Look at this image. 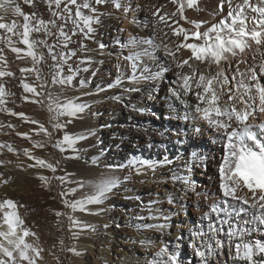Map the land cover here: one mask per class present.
Instances as JSON below:
<instances>
[{"label": "snow or ice", "instance_id": "snow-or-ice-1", "mask_svg": "<svg viewBox=\"0 0 264 264\" xmlns=\"http://www.w3.org/2000/svg\"><path fill=\"white\" fill-rule=\"evenodd\" d=\"M40 3L47 5L48 18H44L39 11L26 13L23 11L17 0H0V10L8 12L11 10L15 15L23 18V23L18 24L15 20L11 23L3 22V16H0V30L4 31V35H0V42L10 47L13 53L21 58V54L31 57L34 65L31 69H21V72H34L38 80L42 83L40 87L43 89L49 83V80L40 75V69L35 65L50 60L52 63L48 65L50 82L53 85H59L61 91L54 97L51 92L46 94L47 108L50 113V126L52 132L44 124L34 119H29L25 113H16L11 109H0L9 112L11 115L18 116L26 122L38 124L39 130L52 140L57 132H63L61 138L55 140L52 147L57 148L63 154L66 150H71V155L62 156L64 160H79L80 156L85 154L78 142L87 143L90 137L96 135L95 130L91 127L87 128L80 134L69 133L68 126L73 123L74 119L79 118L86 110H90V105L80 103L75 97L67 96L66 91L72 90L74 86H78L81 90L91 83L88 77L80 78L81 72H88L89 67H77L69 69V73L64 74V66L68 64L70 57H76L77 52L85 53L91 51L87 48L84 41H92L97 44L99 53L103 54L107 49V45L101 42L97 36V30L102 26V17L104 13L100 8L111 4L116 10H122L124 13L135 12L140 10V5L133 7L130 2H122V0H39ZM25 5L32 8L37 7V0H23ZM177 5L176 12L169 15L164 13L160 15V9L156 8L151 15L156 17L155 23H164L170 29L173 35L183 36L181 43L175 48H170L168 44H157L152 38L137 41L135 37H130V44L140 48L139 51L133 50L124 58L128 61L127 67L131 69L129 80L134 82L157 80L162 78V74L169 71L168 60L175 65V79L170 81L165 99L167 101H179L183 106V115L178 118L183 121H193L191 131H186L189 124L185 123L183 128L178 129V135L185 137L179 139L178 143L185 146V152L188 154V160L184 167L191 172L193 166L203 167L207 169V157L199 151V139L204 135L207 129L215 133L219 139L224 142V155L222 156L217 174L219 178V192L222 194L220 202H213L209 205V210L204 213L208 218V231L204 232L200 229L190 231L192 238L191 247L194 255L200 258L199 264H209V258L221 254L225 248V241L218 238V234L225 232L224 224L228 225L225 235L228 238L229 256L242 258L246 264H264V239H251L249 233L264 232V64L252 66L245 71H241L238 61L237 67L231 78L225 75L223 69L212 74L210 71H199L194 66L195 62L207 63L209 69L214 64L219 66L221 61H228L230 57L243 56L247 49L251 47L250 42H255L257 46L264 45V0H220L218 13L222 15L216 23H209L203 20H188L184 15L185 7L198 9V0H172ZM225 4L227 5V13L223 15ZM249 10L252 15H249ZM187 20L194 25V30H188L180 26L178 20ZM167 18V19H166ZM172 19L176 27L168 25V20ZM132 23H136L133 16ZM203 26V30L202 29ZM123 31V29H120ZM71 33V34H70ZM33 34L42 35L43 38H32ZM78 36L77 41L79 48H73L65 51L68 46L73 43V37ZM13 37H16L25 48L16 47ZM49 37L53 40L50 43ZM193 42H188L189 39ZM115 44L123 49L129 45L121 43L118 38H114ZM148 45V47H140ZM41 47L47 50V59L44 52H38L37 48ZM163 50L164 56L168 58L159 66V70L153 72L147 65L142 63L144 58L156 60V53ZM190 50L187 58L179 59L177 53L181 50ZM4 49L0 48V60L4 59ZM93 58L91 56H83L79 63L91 65ZM103 63V61H100ZM117 68H120L119 63ZM187 69V71L185 70ZM139 72V75L137 73ZM13 73L0 70V77L11 76ZM96 72H92V76H96ZM121 79L118 77L113 83L107 85L108 89L120 87ZM25 92L32 93L33 96L42 95L37 88L22 81ZM106 90L97 86L95 94H100ZM139 88H128L124 93L139 92ZM117 94L111 99L129 108L132 112L143 115L148 111L144 106H137L129 102L128 105L123 104V94ZM5 88L0 84V105L5 103ZM192 94L195 97V103L189 102L185 97ZM83 96H92L94 93L82 91ZM64 98L61 99L60 97ZM226 97V99H225ZM28 100V97H24ZM33 102L39 103V100ZM172 107V104H169ZM99 115V113H95ZM67 118V119H63ZM260 118L259 123H255ZM107 127V125H103ZM123 127V126H122ZM35 131V129H33ZM18 136L30 139L27 132H18ZM164 136L165 132H159ZM0 144V147H3ZM9 151H13L10 145L7 146ZM34 147L44 148L46 145L42 142H35ZM95 147V145H91ZM24 154L36 160V163L45 167L54 174V178L61 184L71 183L69 180L70 173L55 176L60 169V161L50 163L39 157H32L29 149H24ZM100 154L91 157V162L100 163ZM183 159V157H181ZM171 163L167 159L158 162L149 160L129 159L127 165H116V168H127L129 175L124 179L131 177L133 170L135 173H141L145 167L155 169L164 164ZM111 170L113 166H106ZM45 183L48 177H39ZM173 182L179 181L182 184V191L187 192L189 189L195 191L194 181L188 176H182L177 173L172 175ZM10 178L4 179L7 184ZM120 180L115 177H108L102 181L89 185L84 180L75 181L74 187H66L60 193L65 197L63 203L66 208L71 209L72 213L77 211L88 212L89 214H104V202L110 194H114L118 190ZM86 187H91V194L82 196L80 199H68L77 193L83 191ZM246 188L251 197L246 198L240 194L242 189ZM129 201L140 200L139 196H125ZM177 198L169 195L168 203L174 204ZM157 201H150L148 205H142L151 209L152 205ZM226 205V207L222 206ZM89 205L96 206L95 211L89 208ZM247 206V207H245ZM18 205L12 199H4L0 201V264H38L42 260V249L37 248L34 244L27 241L28 237H36V233L25 224L18 212ZM252 211L250 219L241 218L240 214ZM57 217L66 215L69 220L70 229L79 228L95 231L94 225L85 224L75 215L68 213H55ZM223 214V215H221ZM215 215V221L212 220ZM142 219V218H141ZM236 224H233V220ZM167 220V217H165ZM255 224V227H253ZM108 226L105 225V228ZM138 228H152L155 230H163L166 224H148L142 223ZM74 237L77 233H73ZM214 240L215 244L208 242L198 243L197 241ZM234 238H236L234 240ZM179 239V237L177 238ZM238 241V242H237ZM63 244V241H60ZM141 243H145L141 241ZM150 243V242H149ZM234 249V252H233ZM67 251L74 255H81L75 248H68ZM181 253L177 249L170 250L167 245L161 247L155 254L154 258L148 261V264H183Z\"/></svg>", "mask_w": 264, "mask_h": 264}, {"label": "bare ground", "instance_id": "bare-ground-1", "mask_svg": "<svg viewBox=\"0 0 264 264\" xmlns=\"http://www.w3.org/2000/svg\"><path fill=\"white\" fill-rule=\"evenodd\" d=\"M145 1H151V0H133V2H132V0L129 1L130 3H132L133 7H135L136 4L140 5V10H138L136 12V15H137L136 19L138 20L139 23H143L144 25H146L145 24L146 22L149 23L153 18V16L151 15V12L148 11L147 9L143 8V5L144 6L146 5ZM134 2L136 4H134ZM234 2H239V0H234ZM255 2H257V0H253V3H255ZM219 4H220V0H198V9L197 8L189 9V8L185 7V13L188 15V17H190V16L195 17L196 16V19L191 18L190 20H198L199 21L200 16H207V22L210 25L211 23L218 22L219 19L222 18V15L217 14L218 9H219ZM175 6H177V5H175ZM149 7L152 8L151 3H149ZM105 8L108 11H111L113 13H119L120 14V17H116V16L113 17L109 13L107 15H103L102 18L106 21L107 25L113 24L114 27L119 28V31H120V29H123V30L126 29L127 34L132 33V29L129 26L131 18L128 16V14L124 13L122 10H116L114 8H109V7H105ZM154 8L155 7H153L152 9H154ZM227 10H228L227 5L225 4L223 15H226ZM208 12H214L216 16L214 18H211L208 16ZM248 14L252 15L250 10H249ZM144 25H141V26L145 27ZM147 26H148L147 29L149 31H151V28H149V24H147ZM184 26H186V29H188V30H194V25L190 24L189 22H186V25H184ZM201 30H203V26H202ZM188 42H192V40H189ZM250 43H251V47L246 50V52L243 54V56L230 57L228 61H222L219 66L215 65V67H216L215 69H217V71H219L220 69L223 68V65L224 66L232 65L233 59L235 60L234 62H236V59L240 60V61L241 60L244 61L243 64H241L244 66V71L249 67L256 66L258 68L259 65H261V63L264 64V45L257 46L255 44V42H250ZM16 44H15V46H16ZM16 47H18V46H16ZM23 47H24V45H23ZM21 56H23L22 60L19 59L17 57V55L15 54L13 56V58H11L12 60L9 62V67H10L9 72L13 73L14 76L17 73L18 65H21L22 67H27L29 65L28 57L26 55H23V54ZM102 56L106 57L105 51L103 52ZM19 60H21V61H19ZM100 61H103V59H100ZM248 61L250 62L249 66H247L245 64V62H248ZM143 64L147 65V59L146 58L143 59ZM153 69L154 68L152 66L151 70H153ZM240 69H242V68H240ZM232 73H233V71H232ZM33 75H35V74H33ZM118 76H119V73H118ZM163 77H164V75L162 74V78L155 80L154 84L152 83L153 81L150 82V84L147 85V87H145V89H144L145 91H142L143 100H140L137 103V106L146 107L148 109V111L146 113H151L153 111H158L161 109V107L158 105L159 99H157V97H158L157 94L159 92V88H161L160 86L162 85V82L164 83ZM34 78L35 77L32 75L26 76V79L29 83H30V79L33 82ZM38 82H41V81H38ZM111 83H113V81ZM262 83H264V81H262ZM151 85L154 86V89H152ZM156 86H159V88ZM96 90L92 92V93H94V95L88 96L89 100L95 101V102L103 101L105 99V97H103V95L101 93L95 94ZM122 93H124V92H122ZM124 97L126 98V100H128L129 93H124L123 98ZM42 98H43V95H42ZM108 98H111V94H106V99H108ZM185 99H187L191 103L195 102V97L192 94H189V96L185 97ZM225 99H226V97H225ZM160 100H161V97H160ZM163 101L165 104H167L166 105L167 109H168L167 112L172 115L169 117V119L177 120L178 122L181 121L180 122L181 124L172 123L170 121L169 122L165 121V122H162V125H155L156 126L155 130L153 127V131L150 132L152 139L150 141L151 145H149V146H147L146 142L142 141L141 138L139 137L140 132L142 133L144 131V129H142L141 126H138L137 128L132 127L133 130L135 129V132H134L135 133V136H134L135 147H138L137 149H134V150H137L138 152L134 155L132 154L131 157L132 158L134 157L137 160H149L151 162H158V161H163V160L167 159L171 163L160 165L155 169V171L145 167L144 170L139 174L135 173V171L133 170L131 176L133 177L136 175L140 178L147 179L149 182H151L155 179L154 176H156V175H157V177H156L157 181H163L165 179V177H167V175H166L167 169H172L174 171H180L182 176L184 175V174H182V173H184V170H186L189 174H192V172L198 171L197 176L201 177L203 179H199V182L201 184H198L197 187L194 186L195 191L190 189L189 194L193 192L195 195V199L203 201L204 205L202 206L201 209L194 211L193 215L185 216V215H183V210H182L183 206H180V208L175 207L176 209L171 211L168 208L170 206L168 201H162V199L158 200L155 197V194L152 192L150 187L145 186V188H143V189L139 187V189L135 192L132 190V188L129 186V184L126 185V183H124V184L120 183L118 185V189L123 190V188H124L123 192L125 193L124 194L125 196H139L140 200L129 201V200L125 199V197H124V199L117 201L114 204L113 199H111L112 194H110L108 199L103 204V207L105 208L104 214L94 215V214H89L88 212H80L79 211L75 216L80 221L84 222L85 224L94 225L95 231H91V230H87V229L81 230L79 228L70 229L69 221L64 219L65 235L67 237H72V239H74L73 241H75V242H73L72 245L81 253V255H74L73 253H71V254L69 253L71 255V264H88V259H86L88 256V253L90 255L92 254V256H94V260H95V261L93 260L94 264H148V261L152 260L155 256V254L159 251V249L165 245H167V247L170 250H174V249L178 248V250L182 254L181 259L183 261V264H199V261H200L199 257H197V256L195 257L194 254L186 253V251L182 250L178 245H176V243L173 240L177 239L179 237V239L181 238L180 240H183V242L187 243L188 241H192L191 240L192 238L190 236L191 230L200 229V230H203L204 232L208 231L205 228L206 227L205 223H209V220H208V218H206L204 216V213L209 210V205H211L213 202H220L221 197H222V194L218 190L219 189V178H218V174H217V168H218V165H219V162H220L222 156L224 155V142L221 139H219V137L215 133L205 129L204 135L202 136L203 138L201 137L199 139L198 143L200 145L199 151L204 156L207 157L208 167H207V169H205L202 166L201 167L193 166L192 171L189 172L184 167L185 162H187V159H188V154L186 152H183V150H185V146L179 144L177 140L175 141V142H177L175 144L174 143L167 144L166 141H170V140H172V138H170V136H168L166 134L162 138L161 135H159V132H164L168 126L173 127L174 130H178L179 128H183L185 123L189 124V126L191 127V124L194 122L191 120L186 122V121H183V120L178 118L179 116L183 115V112H184V108L180 107L178 105V103H176L174 101L173 102L167 101L166 99H164ZM131 102L134 103L133 98H131ZM170 103L172 104V107L169 106ZM122 106H120L118 108L122 109L124 107V106L123 107ZM23 107H25L29 110H35V112H42V109H39L38 105L35 102H33L32 100H31V102L29 101V103L24 104ZM40 107H42V106H40ZM31 112H30V114H31ZM43 112H44L45 116L47 117L45 110ZM177 113L180 115H177ZM33 115H34V113H33ZM33 115H32V118L30 117V119H34V120L40 122L39 118L34 117L35 115L34 116ZM173 116H177V117H173ZM65 119H67V118H65ZM259 122H260V118H257L255 123H259ZM19 124L24 125L26 127V129L27 128H34L35 129L34 134H32V132H31L32 129L30 130V132H31L30 133V137H31L30 139L21 137L22 139L20 141L22 143H19V144H23L26 147H28L30 145H34L35 142H37V141L43 143L44 135L42 133H38V132H40L39 131V125L38 124H32V123L31 124L25 123L24 119H13L9 124H7L5 126L6 129L2 128L0 126V134L2 131L6 130L8 132V135H9L8 137H10V139H7V141H11V139H13L11 137L12 133H9V132L12 131L13 127H15ZM138 124L140 125L141 123L139 122ZM89 127L95 129L98 127V124L95 121L90 120L89 117L87 115H85V112H84L79 118L74 119L73 123L68 126L67 131L69 132V130L75 129V131L73 130L75 132V134H80V133L84 132ZM48 130H49V132L53 131L50 124H49ZM186 131H191V129H186ZM26 132L28 133L27 130H26ZM59 133L61 135H63V132H59ZM69 133H71V131ZM55 136H56V133L54 134L51 141L48 140L49 142H48V145H46V147L39 148V149L37 148V149H35L34 152L31 153L32 157H39V158L44 159L50 163H56V161H60L61 162L60 169L55 173V176L63 175L65 173V171L67 173L70 172V174H71L74 171L78 172V170L80 171V169L87 167L88 171H89V173H88L89 175H87V172L85 173V171H86L85 170L84 171L85 175L83 174V172H80V174H79L80 176L78 175L79 177L78 176L77 177L79 178V180L80 179L85 180L89 185L98 183V182H100L103 179L108 178V177H115L118 179H120V177H122V175H123L122 171L108 170V168L106 166H108L109 161H107V160L100 159V163L95 164V165L91 162L92 156L100 154L98 148L96 147V142H95L96 137L95 136L90 137L87 143L78 142V147H81L85 154L81 155L80 159L76 160V161L62 159V156L71 155L72 153H71V150H66V152L62 154L59 149L52 147V144L56 140ZM204 136L207 137L206 138L207 140L204 139ZM175 138H176V136H175ZM0 139H1V135H0ZM160 139H162L164 141H160ZM181 139H185V137H181ZM27 140H29V141H27ZM112 141H115L114 137L110 140V142H112ZM116 142L117 141H115L114 144ZM8 145H10V144H8ZM91 145H95V147L93 148V147H91ZM173 145H175L176 148L172 147ZM10 146L12 147L13 151H9L8 147H6V148L0 147V178L2 180L6 179V178H10L9 182L7 184V188H5L6 190L2 189L1 180H0V201L2 200V197L4 196V193H5V194H7L8 197L15 199L19 203H29L30 201L35 200L36 203L41 206L45 203V200H48L49 197L50 198L51 197L57 198L58 196H61L60 195L61 189H59V187L62 186V184L60 183V181H58L57 179L54 178V174L51 172V170H49L45 167L39 166L36 163L35 159H32L29 156H26L24 153H22V155H21L20 154L21 152L19 153V150L15 148L16 146L15 147L13 145H10ZM113 147L115 149H118L116 146H113ZM32 148H34V147H32ZM150 152H152V153H150ZM181 157H183V159H181ZM87 159H90L89 164H86ZM110 161H112V159H110ZM128 161H129V159L127 160V163H128ZM210 162H212L211 165H210ZM81 171H83V170H81ZM76 172H75V174H76ZM75 174H73V176ZM42 175L48 177L47 183H45L44 181H42L39 178ZM71 176L69 177V180L71 181V183L66 182V184H65L68 187L72 186L75 183V182L73 183V181H74L73 178L76 176H74V177L72 176L73 178ZM87 176L90 178H88ZM100 177H102V179ZM171 177H172V175H171ZM176 183L182 186L181 182L176 181ZM73 187H74V185H73ZM88 188H90V190L92 192V188L91 187H88ZM88 188H87V190L84 189L83 191H78L79 195H77V197L85 196V195H88L89 193H91ZM36 193H39L40 197H36V195H35ZM80 193L82 195H80ZM114 193H115V191H114ZM240 194L244 195L246 198L251 197V193L246 188L242 189L240 191ZM50 198H49V201H51ZM176 198H178V197L176 196ZM189 199H190V195L189 196L186 195L180 199V203H184L185 201H187ZM143 200H145L146 203L143 202ZM150 201H157V203L152 205L151 209L142 206V205H148L150 203ZM171 205L176 206L174 204H171ZM59 206H60V204H59ZM222 206L226 207V205H223V204H222ZM245 207H247V206H245ZM94 208H95L94 206H93V209L91 208L93 210V212L95 211ZM252 211H254V210H249V213L247 215L245 213H241L240 214L241 218L250 219L251 215H252ZM179 213H181V216L179 215ZM221 215H223V214H221ZM137 217L142 218L141 222L137 221V219H136ZM157 217L159 219H160V217L161 218L167 217V220L169 222L168 223L162 222V220L160 219L161 220L160 221L159 219H157ZM215 219H216V217H215V215H213L212 220L215 221ZM170 221L171 222L173 221L175 223L174 227H172V225H170ZM142 223L166 224V227L163 230H159V231L152 229V228H147V229L138 228L137 226L139 224H142ZM233 224L234 225L236 224L235 219L233 220ZM105 225H107L108 227L105 228ZM121 225H123L122 227L124 229L126 227H128L129 230H130V228H132L131 229V235L132 236L130 238L131 244L128 246L127 250L125 248H123L119 252V248L114 250V248H111V246L113 243L112 242L113 241L112 236H114L116 233H118V228L121 227ZM207 226H208V224H207ZM223 227L225 229V232L219 233L218 238L225 241V248L223 249L221 254L217 255L214 262L211 259L212 257H210L209 258V264H246V262L242 258L235 256V254L229 256V254H228V252H229L228 238L225 235L227 228H228V225L224 224ZM253 227H255V224H253ZM178 228H182L185 231H180V230H178ZM140 229L142 230V232L138 233V230H140ZM69 232H71L70 233L71 235L69 234ZM74 232L77 233L76 237H74V235H73ZM249 237L251 239H257V238L264 239V232L249 233ZM69 239H71V238H69ZM235 239L236 238H234V240ZM141 241H144L145 243L142 244ZM203 242L212 243V240H209L206 238V241H200L199 243H203ZM213 242H214V240H213ZM117 245L119 246L118 243H117ZM112 251H113V253H112ZM86 252H87V255H86ZM233 252H234V249H233ZM67 254L65 252V255H67Z\"/></svg>", "mask_w": 264, "mask_h": 264}, {"label": "rangeland", "instance_id": "rangeland-1", "mask_svg": "<svg viewBox=\"0 0 264 264\" xmlns=\"http://www.w3.org/2000/svg\"><path fill=\"white\" fill-rule=\"evenodd\" d=\"M129 1L130 0H122V2H129ZM17 2L20 3L24 12L29 13L32 11H39L41 14H43L44 18H46V19L48 18L49 14L47 12V5L40 3L39 0H37V7L36 8H32L28 5H25L23 3V0H17ZM132 2H133V0H132ZM145 3H146V5L145 6L143 5V8L147 9L151 13L156 8H159L160 9V13H159L160 15H163L164 13H168L169 15H171L172 13L176 12V9H177V6H175L176 4L172 3V0H151V1H145ZM149 3L152 4V8L153 7H155V8L152 9L151 7H149ZM134 4H136V3L134 2ZM105 7L113 8L110 4L100 8V11L102 13H104V15H107L109 13L113 17H115V16L120 17L119 13H113L111 11H108ZM136 12L137 11L127 13L128 16L131 18L129 26L132 29V33H130V34L126 33L127 32L126 29H124L123 31H119V28L114 27L113 24L107 25L106 21L102 18V26L98 28L97 36L101 42H103L107 45V49L105 51L106 57L105 56L103 57L101 53L96 51V49H97L96 43H94L92 41H87V40L84 41L87 44V48L90 49L91 51H88L85 53H80L78 51L76 57H70L68 64L64 66V74L65 75L70 74L69 73L70 68L74 70L77 67H81V68L82 67H89L88 72H86V73L81 72L79 75H80V78H83V77L90 78L91 83H89L86 86V88L83 90H81L78 86H74L72 88V90L66 91L65 94L67 96L77 98L78 102H80V103H87L88 105L91 106L90 110L85 111V115H87L90 120L95 121L98 124V127L95 128L94 130L96 133V135H95L96 147L98 148L99 152L101 149H103V154L100 155V159H104V160L109 161L108 165L113 166L111 171L119 170V171L123 172L122 177H120L121 180L119 179L122 184H124V183H126V185L129 184V186L135 192L139 189V187L142 189L145 188V186L150 187L152 192L155 194V197L158 200L162 199V201H168L169 195H174L175 197L177 196L178 200H176V202L174 203V205H176V206L170 205L168 208L171 211H173L177 207L180 208V206H183V208H182L183 215H185V216L193 215L194 211H197L198 209L202 208V206L204 205V202L200 201V200H196L193 192L189 194L190 189L187 192H184V191H182L181 185L177 184L176 182H173L171 175H173V173H177V174L181 175L180 171H174L172 169H167L166 170L167 171V174H166L167 177H165L166 180L164 179L163 181H157L156 180L157 175H156V176H154L155 179L153 181L149 182L147 179L140 178L136 175L133 177L131 176L130 179H128V180H125L124 177L129 175V170L126 167L123 169L115 167L116 165H121V164L127 165V160L132 158L131 157L132 154L134 155L138 152L137 150H134V149H137L138 147H135V141H134L135 129L133 130L132 127L137 128L138 126H141V128L144 129V131L142 133L140 132L139 137L141 138L142 141L146 142L147 146H149V145H151L150 141L152 139L150 132L153 131V127L155 130V128H156L155 125H162V122H165V121L166 122L170 121L172 123L181 124L180 123L181 121L178 122L177 120L169 119V117L172 115L167 112V110H168L167 106H166L167 104H165L163 101L166 97L170 81L175 79V65L172 64V62L170 60H168L167 57L164 56L162 49L157 51V53H156L157 59L156 60H151V59L149 60V58H146L147 59V67L152 69V66H153V68H154L153 69L154 71L152 70L153 72L158 71L159 66L161 64H163V62L165 60H168L169 71L166 73H163L164 83L162 82V85L163 84L164 85L163 86L161 85L160 86L161 88H159V86H156L159 88V92L157 94V96H158L157 99H159L158 105L161 107L160 110L153 111L151 113H144L143 115H140L136 112H132L129 108L123 107L121 104L114 102L111 98L106 99V94H111V97H112L114 95L121 94L122 92H124L125 89L135 87V88H139L140 91L139 92H128L129 93L128 100H126V98L124 97L123 98V104L128 105L130 102L131 104L137 105V103L140 100H143L142 91H145L144 90L145 87H147V85H149L150 82H152V81H153L152 83L154 84L155 80H150V81L141 80L139 82H134V81H131L128 79V77L132 73H131V69L129 67H127L128 61L124 60L123 57L127 56L130 51H133V50L139 51L140 50V48H137L136 45L129 43L130 37H135L137 41L152 38L155 41V43H157V44H168V46L170 48H175V46L177 44L181 43V41L183 40V36L177 37V36L173 35L171 32V29L167 25H165L164 23H155L156 17H153L149 23L146 22L145 23L146 25H144L143 23H139L138 20L136 19V17H137ZM184 15L188 18V20H190L191 18L196 19V16L195 17L194 16L188 17V15L185 12H184ZM0 16H3V18H4L3 22H6V23H11L14 20L18 24L23 23V18L15 15L11 10H9L8 12H2V10H0ZM133 16L135 17L136 23H132ZM208 16L211 18H214L216 15L214 12H208ZM199 18H200V20L204 19L203 21H207V16H200ZM173 19L178 20L179 25L186 29V26H184V25H186V22H188L187 20H179L178 17H173ZM147 24H149V28H151V31H149L147 29V27H148ZM141 25H144L145 27H143ZM168 25H171L172 27L177 26L176 24H173L172 19L168 20ZM0 35H4L3 30H0ZM32 38L41 39V38H43V36L42 35L38 36L37 34H33ZM114 38H118L121 41V43H123L125 45H129V46L125 47L123 49L119 48L115 44ZM48 39H49L50 43L53 40L52 37H49ZM79 39L80 38L78 36L73 37V43H71L68 46V49H66L65 51H70L73 48L78 49L79 44L77 43V41ZM13 40L15 41V44L17 43L16 46L21 47V48L23 47V44L20 43L16 37H13ZM189 40H192V39L190 38ZM192 42H193V40H192ZM25 47L26 46H24L23 48H25ZM140 47H148V45H141ZM0 48L4 49V52H3L4 59L0 60V66H1L0 70L5 71V72H9V69H10L9 62L12 60L11 58H13V56L16 53L14 54L10 50V47L7 46L6 44H4L3 42H0ZM37 51L38 52H44L46 59H47V50L46 49L38 47ZM22 54L26 55L24 53H22ZM190 54H191L190 50L185 49V50H181V52L177 53V56L179 59H184V58H187ZM85 55L91 56L93 58V62L91 65H88L87 63H85L84 65H81L79 63L80 59ZM19 59L22 60L23 56H21V58H19ZM100 59H103V63L100 62ZM21 60H19V61H21ZM234 61L235 60L233 59L232 65H229V66L226 65L227 67L223 65V68H222L225 75L229 76V78H231V76L233 74L232 71L233 72L235 71V69H236L235 67H237V62L240 60L236 59V62H234ZM28 62H29V65L27 67H22L21 65H18L17 73L15 75L16 77L14 75L0 77V84H2L4 86L5 93H6L4 96L5 103L3 105H0V109H11L12 111H14L16 113H25L29 119H30V117L32 118V115L34 113L35 116L34 115L33 116L38 117L40 120V123L44 124V126L46 128H49L50 113H49L48 108H47L48 102H47L46 98H44V97H46V94L48 92H51L53 94V96L55 97L56 94L61 91V89H60L59 85H53L50 82L49 67H48V65L52 63L50 60H47L46 63L41 62L40 64L35 65L36 68L40 69V75H42L43 78H46L49 80V83L43 89L40 87L42 81L37 79V76L34 72H24V73L21 72V69H25V68L31 69L34 67L31 57H28ZM118 63L120 65L119 69L117 68ZM142 63H143V61H142ZM241 64H243V63H239V68H242L240 70L244 71V66ZM245 64L247 66H249L250 62L249 61L245 62ZM194 66L197 67V69L199 71H205L206 73L210 71L212 74H215V72L217 71V69H215L216 67L214 64L211 66L210 69H209L207 63L195 62ZM185 70L187 71V69H185ZM92 72H96L97 75L93 77ZM118 73H119V76H118ZM33 74H35V75H33ZM31 75L34 76L36 79L34 78L33 82L30 79V83H29L26 79V76H31ZM137 75H139V72L137 73ZM118 77L122 81V84L120 85V87L108 89L107 85L109 83H111L112 81L114 82ZM22 81L24 83H28V84L36 87L37 91L42 93L43 98H42V95L33 96L32 93L25 92L23 89V86H22ZM38 81H41V82H38ZM262 81H264V80H262ZM97 86L106 90L105 92L101 93L103 95V97H105V99L103 101H100V102L90 101L88 96L82 95V91L93 92L97 89ZM151 87H152V89H154V86L151 85ZM25 96L28 97V100L24 99ZM160 97H161V100H160ZM60 98L63 99L64 97L61 96ZM131 98L134 99V103L131 102ZM34 99L40 101V103H37V102H35V103L38 105L39 109H42V112L45 110L47 117L45 116L44 112L43 113L42 112H35V110H29V109L23 107L24 104L29 103V101L31 102V100L34 101ZM173 101L178 103V105L180 107H183L182 105H180L179 101L172 100V102ZM192 103L194 104L195 102H192ZM39 105L42 107H40ZM119 105L122 106L123 108L122 109L118 108V107H120ZM30 112H31V114H30ZM95 113H99V115H95ZM177 115H180V114L177 113ZM173 117H177V116H173ZM13 119H22V118H20L18 116L11 115L7 111L0 110V126L2 128H5V126L7 124H9ZM63 119H65V118H63ZM24 122L31 124L29 122H26L25 120H24ZM139 122L141 123L140 125L138 124ZM103 125H107V127H103ZM31 129H32V131H31L32 134H34V132H35V131H33L34 128H27L26 129V127L22 124H19V125L13 127L12 131L9 132V133H12L11 137L13 139H11V141H7V139H10V137H8L9 136L8 132L6 130L2 131L0 134L1 135V139H0L1 143L0 144L4 145L2 148H6L7 145L10 144V145H13L14 147L16 146L15 148L19 150V153L21 152L20 153L21 155H22V153H24V149H29L31 151V153L34 152L35 149H37L38 147H34V145H30V146L26 147L23 144H19V143H22L20 140L24 137L21 138V136L17 135L18 132H26V130L30 134ZM188 129H191V127L189 126ZM73 130L75 131V129H72V130H69V132L71 131V133H73L74 132ZM173 130H174L173 127L168 126L164 131L166 135H168V136H170V138H172V140H170V141L165 140L167 142V144H171V143L175 144V143H177V142H175L176 140L178 141L179 139H181V137H183V136L177 135L178 130H174V131ZM38 133H42L44 135L43 143L45 145H48V142H49L48 137L41 131ZM61 136L62 135L58 132V133H56L55 139L61 138ZM112 136L114 137V140L117 141L115 144H114L115 141L110 142V140L113 138ZM175 136H176V138H175ZM161 137L163 138V136H161ZM206 138L207 137L204 136V139H206ZM27 141H29V140H27ZM160 141H164V140L160 139ZM113 146H116L118 149H115ZM32 147H34V148H32ZM172 147L176 148L175 145H173ZM183 152H185V150H183ZM150 153H152V152H150ZM110 159H112V161H110ZM89 163H90V159H87L86 164H89ZM211 164H212V162H210V165ZM81 170H83V171H81ZM84 171H85V173L87 172V175H89L88 174L89 171H88L87 167L80 169V171L78 170V172L74 171L73 173H71V175L73 176V174H75V172H76V174L74 175L76 177L73 176L74 177L73 178L70 175L74 180L73 183L80 176L79 175L80 172H83V174H84ZM197 173H198V171H195V172H192V174H189L186 170H184V173H182V174H184L183 176H188L191 181H194V186L197 187L198 184H201L199 182V179H203L201 177H198ZM88 178H90V177H88ZM100 178L102 179V177H100ZM0 180H1L2 189L7 188L8 183L5 184L3 182L4 179L2 180L0 178ZM77 180H79V178ZM80 180H83V179H80ZM65 184H62V186L59 187V189H61L60 190L61 192L63 191L64 188L68 187ZM73 185L76 186L75 183ZM73 185L69 186V187H73ZM87 188L88 187H86L85 190H87ZM88 189L90 190V188H88ZM123 190H124V188H123ZM123 190H119V189L115 190V193L111 195V199H113L114 204L117 201L124 199L125 193L123 192ZM90 192H91V190H90ZM77 193H75L74 195L67 197V198L68 199H80L82 196H79L80 198L77 197V195H79V192H77ZM89 194H91V193H89ZM35 195H36V197H40L39 193H36ZM80 195H82V194L80 193ZM186 195L187 196L190 195V199L185 201L184 203H180V199ZM9 198L10 197H8L7 194L4 193L2 200L9 199ZM49 198H48V200H45V203L41 206L38 205L35 200L30 201L29 203H19L18 201H16L13 198H10V199L16 201L18 205H24V207H18L17 210H18L21 218L24 220L25 224L31 229L32 232L36 233V237L30 236L27 238V241L29 243L34 244L37 248L42 249L41 256L43 257V259L39 260L38 264H71V255L70 254L72 252L67 251V249L72 248L73 247L72 244L75 241H73L74 239H72V237H67L65 235V230H64V219H66L67 221H69V220H68L66 215H61L60 217H57L55 213L61 212V213H68L69 215H76L79 211L72 213L71 209L66 208L64 203H63V200L65 199V197H62V196H58L57 198L51 197L50 198L51 201H49ZM143 202L146 203L145 200H143ZM59 204H60V206H59ZM88 207L93 209V205H89ZM94 207L96 208V206H94ZM179 215L181 216V213H179ZM136 219L138 222H141V218L137 217ZM157 219H159V218L157 217ZM160 219L162 220V222H165V223L169 222L168 220H165L164 217H162V218L160 217ZM205 224H206L205 228H206V230H208L207 229L208 223H205ZM170 225H172V227H174L175 223L173 221L172 222L170 221ZM122 226L123 225H121V227L118 228V233H116L114 236H112L113 237V241H112L113 243H112L111 248H114V250L119 248V252L123 248H125L127 250L128 246L131 244L130 238L132 236L131 235V229L132 228H130V230H129L128 227H126L124 229ZM178 230L185 231L182 228H178ZM141 232H142L141 229L138 230V233H141ZM70 233L71 232H69V234ZM69 238H71V239H69ZM180 239H174L173 241L182 250H185L186 253L194 254V250L191 247L192 241H188L187 243H185V242H183V240H180ZM60 241H63V244H61ZM197 242L199 243L200 241H197ZM117 243L119 244V246L117 245ZM212 244H215V241L213 242V240H212ZM65 252H66V254L67 253L68 254L70 253V254L65 255ZM112 253H113V251H112ZM86 255H87V252H86ZM216 257L217 256H213L211 258L213 262L215 261ZM86 259H88V264H94L93 262L95 260H94V256H92V254L90 255L88 253V256Z\"/></svg>", "mask_w": 264, "mask_h": 264}]
</instances>
